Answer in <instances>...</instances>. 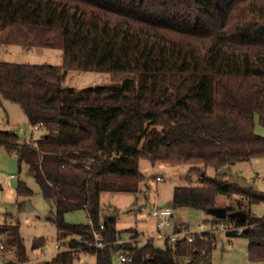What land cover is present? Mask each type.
Returning a JSON list of instances; mask_svg holds the SVG:
<instances>
[{"label": "trees", "instance_id": "1", "mask_svg": "<svg viewBox=\"0 0 264 264\" xmlns=\"http://www.w3.org/2000/svg\"><path fill=\"white\" fill-rule=\"evenodd\" d=\"M0 28L4 42L63 51L61 64L0 59V104L20 103L29 121L46 130L23 142L0 128V145L16 153L20 166L29 165L56 205L48 218L58 239L70 237L45 264H75L79 252L94 254L95 264H113L122 234L133 229H118L115 215H101V196L138 192L141 158L192 164L189 172L201 184L176 185L174 207L207 211L219 194L241 196L227 208L247 213L228 218L242 231L226 234L247 237L250 258L264 260V215L251 211L264 203V191L206 172L264 157V136L255 132L257 114L264 123V0H0ZM68 69L133 76L75 88L64 84ZM17 191L33 193L24 181ZM81 208L90 222L66 220ZM0 233L4 248L16 252L7 264L26 261L20 223H0ZM192 235L191 241L167 237L165 247L152 239L129 245L130 263L208 264L216 235ZM44 242L37 237L34 247Z\"/></svg>", "mask_w": 264, "mask_h": 264}, {"label": "rangeland", "instance_id": "2", "mask_svg": "<svg viewBox=\"0 0 264 264\" xmlns=\"http://www.w3.org/2000/svg\"><path fill=\"white\" fill-rule=\"evenodd\" d=\"M5 35L6 31L0 28V59L51 64L63 62V51L60 48L24 45L19 48L13 43L4 42ZM20 49L25 52H20ZM131 76H133L132 73L128 72L68 69L64 84L75 88L100 84L118 85ZM0 128L17 132L23 142H35L46 131L44 127L33 125L29 121L20 103L6 98L0 104ZM255 132L264 136V123L258 114L255 117ZM191 166L190 163L171 164L162 161L154 163L150 159L141 158L140 170L145 175V179L139 183L138 192L105 191L102 193L101 215L103 217L115 215L118 229H133L132 232L124 231L122 234V240L113 255V264H131L120 261L117 255L118 251L128 254L129 245H144L152 239L155 245L165 247L166 239L159 236L157 218L150 212L156 205H170L174 209L172 224L163 227L161 233H172L176 231L177 226H182L184 232L211 231L216 235V247L208 264H264V260L250 258L247 237L227 236V231L217 228L215 223L217 220H214V217L207 211L193 207L173 206L176 185L201 184L199 175L189 172ZM206 172L212 176L220 174L229 180L243 185H252L264 191V157L238 161L225 165L220 170L207 166ZM158 175L163 179L158 180ZM21 181L33 190L32 194L18 193L17 188ZM239 198H241L239 195L219 194L217 206L236 207ZM51 211H56V205L54 201L43 196L40 184L29 165L24 163L20 166L16 153L0 145V219L3 223L14 222L17 218L21 220L20 233L24 238L28 255L27 261H22L23 264H45V260L57 253L58 243H60L57 226L54 221L46 218ZM251 211L257 216H263L264 203L252 204ZM28 218L30 221L27 220ZM65 218L72 223L90 222L87 210L82 208L67 212ZM37 237L45 239L43 249L34 247V240ZM69 238L64 239L63 247H59L60 249L68 247ZM16 259V252L13 248L7 245L0 249V264H7L8 260L15 261ZM95 262L94 254L80 252L76 256L75 264H95ZM193 264L207 263L201 260Z\"/></svg>", "mask_w": 264, "mask_h": 264}, {"label": "built area", "instance_id": "3", "mask_svg": "<svg viewBox=\"0 0 264 264\" xmlns=\"http://www.w3.org/2000/svg\"><path fill=\"white\" fill-rule=\"evenodd\" d=\"M158 180H162L163 177L158 175L157 176ZM152 216L157 218V227H158V231H159V236L161 238H167L169 237L171 239L172 242L178 240V239H182L184 237L187 238L188 241L193 240V235L190 232H184L183 229H177L176 231L174 230V232L172 233H166L163 234L161 233V229L163 227H168L172 224V218L174 215V209L172 206L170 205H164V206H160V205H156L151 211ZM219 220L216 221V225L217 228H219L222 231H229V230H237L238 233H241L242 228H237L235 226L234 223H232L228 218H218ZM104 228V224H101L100 229ZM100 229H96L94 231V236L96 239V243L98 246H103L104 242H103V235ZM202 232V231H201ZM4 248V236L2 233H0V249ZM118 258L120 261L122 262H130L132 261L133 257L125 254L122 251H118L117 252Z\"/></svg>", "mask_w": 264, "mask_h": 264}, {"label": "water", "instance_id": "4", "mask_svg": "<svg viewBox=\"0 0 264 264\" xmlns=\"http://www.w3.org/2000/svg\"><path fill=\"white\" fill-rule=\"evenodd\" d=\"M207 212L216 218H235L241 217L243 219L247 218V213L242 210H236L229 212L227 206H214L207 209Z\"/></svg>", "mask_w": 264, "mask_h": 264}, {"label": "crops", "instance_id": "5", "mask_svg": "<svg viewBox=\"0 0 264 264\" xmlns=\"http://www.w3.org/2000/svg\"><path fill=\"white\" fill-rule=\"evenodd\" d=\"M13 45L16 46V47H19V48L22 47V45H18V44H13ZM19 51H20V52H25V50H23V49H20ZM20 52H19V53H20ZM16 53H17V52H16ZM44 133H45V132H44ZM44 133H43V134H44ZM43 134H42V135H43ZM51 213H53V212L51 211L49 214H51ZM49 214L46 215V218H47V219H49V218H48V215H49ZM27 220L30 221L29 218H28ZM49 220H50V219H49ZM15 221H16V222H19V223L21 224V220H20L19 218H17V220H15ZM15 221H14V222H15ZM14 222H13V223H14ZM0 223H3V222L1 221V219H0ZM176 228H177V229H182L183 227H182V226H177ZM59 241H60V243H58V251H57V253H58L60 250H62V248L60 249L59 247H61V246L63 247L62 243L64 242V239H63V240H60V239H59ZM44 244H45V242H44ZM44 244H43L42 246L38 247V248H39V249H43ZM57 253H56V254H57ZM79 253H80V252H79ZM86 253H87V252H86ZM56 254H55V255H56ZM55 255H54V256H55ZM54 256H53V257H54ZM53 257H51V258L48 259V260H45V262L50 261ZM26 261H27V260H26ZM23 262H25V261H23ZM23 262H22V261H20V262L18 261V264H23Z\"/></svg>", "mask_w": 264, "mask_h": 264}]
</instances>
